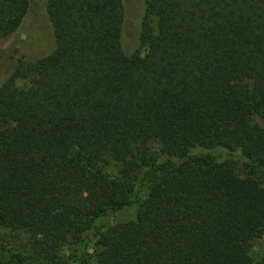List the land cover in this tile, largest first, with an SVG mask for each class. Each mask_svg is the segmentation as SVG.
<instances>
[{"label": "trees", "instance_id": "16d2710c", "mask_svg": "<svg viewBox=\"0 0 264 264\" xmlns=\"http://www.w3.org/2000/svg\"><path fill=\"white\" fill-rule=\"evenodd\" d=\"M145 5L155 28L126 53L121 0H49L54 50L0 85V264H255L264 0ZM28 7L0 0V42Z\"/></svg>", "mask_w": 264, "mask_h": 264}, {"label": "rangeland", "instance_id": "374dc122", "mask_svg": "<svg viewBox=\"0 0 264 264\" xmlns=\"http://www.w3.org/2000/svg\"><path fill=\"white\" fill-rule=\"evenodd\" d=\"M48 1L29 0V7L21 26L6 40L0 42V85L13 73L19 58L33 62L47 56L54 50L56 42L53 27L47 15ZM121 1L123 4L121 45L124 52L131 53L140 48L141 27L144 26L145 32L154 30L155 21L145 15V0ZM141 48L142 53H144L145 46ZM200 152L209 153L218 163H229L233 166L235 173L241 177L249 174V169L238 153L224 149L201 150ZM107 170L114 174L116 167L110 163ZM142 195L143 193L140 196ZM134 212L135 208L131 207L116 215L107 216L100 222L105 226L114 224L130 218ZM87 252L88 254L92 252L90 247H88ZM69 253L64 252L65 259L68 258ZM251 255L255 264H264V236L253 241Z\"/></svg>", "mask_w": 264, "mask_h": 264}]
</instances>
